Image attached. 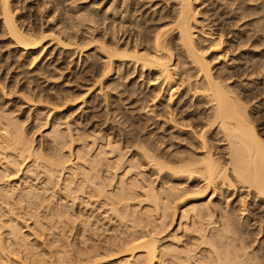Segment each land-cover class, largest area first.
<instances>
[{
    "label": "bare ground",
    "instance_id": "1",
    "mask_svg": "<svg viewBox=\"0 0 264 264\" xmlns=\"http://www.w3.org/2000/svg\"><path fill=\"white\" fill-rule=\"evenodd\" d=\"M215 1L201 0L206 7L200 11L195 0H173L172 5L153 0L149 35L131 33L122 40L115 25L85 43L58 23L53 24L57 33L25 30L9 0H0L2 32L22 56L32 57L30 64L51 45L77 56L93 49L103 60L98 83L116 74L110 79L115 82L123 67L140 80L145 76L154 90L141 110L164 104V94L167 104L177 101V111V106L161 107L156 116L176 131L186 128L193 141L183 151L168 148L163 155L157 147L160 136L152 143L141 137L125 144L108 140L113 161L102 147L90 154L88 144L67 146L72 147L68 154L54 160L36 151L22 129L11 132L0 123V264H264V138L252 120L259 111L250 106L254 88L227 83L231 76L249 74V65L261 61L264 52L243 50L229 64L224 61L249 42V23L243 20L255 11L250 2L257 0H239L230 21L212 12ZM117 3L106 0L103 10L115 16L121 9ZM223 69L228 75L220 73ZM72 100L58 98L48 111L57 114ZM105 160L114 172L123 168L115 183L113 175H100Z\"/></svg>",
    "mask_w": 264,
    "mask_h": 264
},
{
    "label": "rangeland",
    "instance_id": "2",
    "mask_svg": "<svg viewBox=\"0 0 264 264\" xmlns=\"http://www.w3.org/2000/svg\"><path fill=\"white\" fill-rule=\"evenodd\" d=\"M115 1L119 3H117V6L119 5V7L122 9H119V11L116 10L115 16H112L109 13L106 14L105 8L103 10L106 0H9V3L11 8L14 9V18L16 19V22L25 30L32 29L36 32L43 30L57 33L58 30L56 26H53V24L55 25V23H58V26H61L63 29L67 30L69 34H72V32L73 34H77L79 39L83 42L85 41V43L88 37L92 36V34L97 38H102L105 36V30L108 27L115 25V27L120 29V34H123L122 40H125L127 35L129 37L136 35V33H144L147 35L150 34V31L152 30L150 25H153V21H151V11L154 8V6L151 4L155 3L152 2L153 0ZM163 1H167L166 3L172 5L173 0H170L169 2L168 0ZM224 1L226 0L215 1V10L212 12L225 17L224 19H226V21H230L231 19H227H229L231 16L230 13H232V9L237 5L239 0H235L234 4L230 5H227ZM200 3L201 0H195L194 5L196 4L198 6L197 10L201 11L206 7V4L199 5ZM250 3L251 7L256 9L255 11L248 12L246 14V18L243 20L249 23L247 30L250 40L246 43L247 46L245 45L244 48L228 53L229 57H226L224 60L227 62V64L231 62L228 59H231L232 57L236 58L238 55L237 53L243 52V50L246 52H253L255 54H257L259 51L264 52V5H262L259 0H257V2L251 1ZM121 11H123V13ZM120 12L122 14L119 15ZM201 17L204 18L200 14L198 16L199 21L202 20ZM205 18H207V15ZM120 24L122 25L121 28H119ZM102 26L104 28H102ZM253 45H255V47ZM46 49L47 51L40 57V59H38L34 64H30L32 57L22 56L21 52L19 51L20 49L18 50V48H14V46L10 43V40H8L7 35L2 32L0 18V123L10 129L11 132L15 129H22L26 137L33 141V146L36 151H40V149H42L41 153L44 151L42 154L48 159L50 157L55 160L61 157L63 154H68L67 148L69 146L74 148L80 146L81 144H88L89 152L91 151L90 154L94 153L97 147H102L106 159L113 161L115 159L114 154H109L110 150L107 147L106 142L108 140L113 142L117 139L122 141L121 144H125V142L129 141L130 137H141L145 143H152V139L156 137L159 138L158 136H160V139H162V145L159 144L157 147L159 148V153L163 155L166 154L168 148H170V150L183 151L193 144V141H191L192 136H190V134H185L187 132L186 128V130L181 128V130L177 129L176 131L166 124L162 125L164 118H162V116H156L157 109L161 107H163L161 108L163 110L167 108V110H170V107L173 106L172 108H175L177 106V111L179 105L177 104V101L175 105H172V103L167 104L166 100L168 97L164 94L162 96L164 97V104L160 105L161 103L156 102V108L154 107L153 109L150 107L151 105L148 107L149 112H144V109L141 110L142 106L148 105L149 99L152 100L151 96L153 94L151 93H153L152 91L154 90V86H149L147 81L148 79H146L145 76H143L140 80V77L135 75L136 73L133 75L131 74L132 69L130 67H123L120 70L118 76L119 78H117L115 82H110V79H114L116 77V74L113 71L112 75L115 74L114 76H112L110 79L102 80L101 83H98L96 80L100 78L102 73L103 60L97 52H94L93 49L83 52V54L79 56H77L76 52L72 53V51H62V49L56 48L54 45H51ZM222 64L223 62H219L214 65L218 67L222 66ZM249 66L251 71L249 74L239 77L231 76V78L227 80V83L231 85L238 82L242 87L254 88V90L252 89V94L249 97V99L251 98L249 100L250 106L259 112L255 113V116L253 115L252 120H254V128L258 131L262 138H264V58L261 61H257L256 58V60L253 61V63H251ZM220 73L222 75H228V71L224 69L221 70ZM153 77L154 76H152L150 79H153ZM142 79L144 80L142 81ZM133 81L136 83L133 84ZM158 85L159 84H156L155 87ZM100 87L104 88L100 91ZM67 96L68 98L74 100L71 101L72 103L70 102L71 104L68 102V107H64V109L60 107L59 109L61 111L57 114L48 111L51 106L56 104L58 98L67 99ZM30 99L31 101H29ZM38 99H41L42 101L40 100L41 102L39 103ZM27 110L29 111L27 112ZM155 110L156 112H154ZM176 111H174V114ZM45 115L50 117H46ZM65 121L69 122L66 123ZM186 123L187 122H183V124ZM40 126H43V128ZM38 128H41L40 131ZM68 129L70 130L68 131ZM149 131L152 133L151 137V133ZM69 135H71L72 137H70L73 139L71 140L70 145L68 144L70 140ZM153 135L155 136L153 137ZM91 141H94V143ZM215 146L218 147L217 151L221 153L222 147L218 146V144H215ZM72 147H70V149ZM70 149L68 148V150ZM130 149L132 151L134 147ZM107 154L109 155L107 156ZM101 166V177L104 178L103 176L106 175L112 177L113 175V183L119 179L120 174V176L123 174V168L121 171L120 169H116L115 172V168L113 170H111V168L108 169L109 167H106L108 166L107 160L103 161ZM111 171H113V173H111ZM19 180L12 181V184H19ZM9 185H11V182ZM178 202H180V200ZM172 227L173 226L169 227V229Z\"/></svg>",
    "mask_w": 264,
    "mask_h": 264
}]
</instances>
